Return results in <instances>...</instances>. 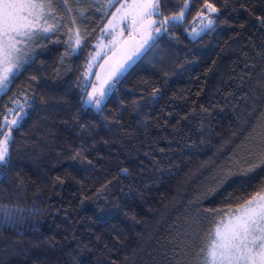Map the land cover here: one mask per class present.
Instances as JSON below:
<instances>
[{
    "label": "trees",
    "instance_id": "1",
    "mask_svg": "<svg viewBox=\"0 0 264 264\" xmlns=\"http://www.w3.org/2000/svg\"><path fill=\"white\" fill-rule=\"evenodd\" d=\"M72 1L53 0L60 27L0 92V117H24L0 166V264H202L218 211L264 186V0H160L183 22L99 109L82 77L102 19L73 53ZM206 3L214 22L190 37Z\"/></svg>",
    "mask_w": 264,
    "mask_h": 264
},
{
    "label": "snow or ice",
    "instance_id": "2",
    "mask_svg": "<svg viewBox=\"0 0 264 264\" xmlns=\"http://www.w3.org/2000/svg\"><path fill=\"white\" fill-rule=\"evenodd\" d=\"M59 2L67 6V0ZM118 2L119 0H109L108 6L114 7ZM188 8L189 4L183 3V9ZM129 10H135L133 24L141 25V42L132 55L112 70L107 79L102 80L97 76L99 85H92L91 93L85 92L88 99L84 103L97 109L114 87V82L109 81L113 77L118 79L127 72L131 66L128 61L135 63L133 56L138 59L147 55L154 46L156 36L162 34L161 29L166 31V25L183 22L185 15L184 10H181L178 14L165 16L160 7V0H148L145 3L121 5V8L117 9V13H123L119 19H125L129 15ZM52 11L53 0H0V92L7 90L21 67L22 48L19 45L28 43L37 36L55 34L60 27L58 24L54 26L48 23L47 17ZM204 11L214 13L218 10L206 3ZM153 16H159L161 19L154 20ZM115 19L117 16H113V20ZM260 19L264 23V18ZM72 23L75 24L74 17ZM112 23L110 20L109 27ZM212 23L213 21L209 19L208 25ZM156 24L160 27L153 29ZM153 31L156 36L153 35ZM69 39L74 40L76 47L72 48V52L75 53L82 42L79 29L71 33ZM88 83L90 84V81ZM12 111L8 109L9 113ZM20 111L23 112V108ZM23 119V116L12 120L0 117V137H3L0 141V166H7L10 163L7 145L12 140V129H18ZM221 212L223 215L215 222L206 247L200 250L202 253L206 252L207 264H264V186L235 209L219 210L217 214ZM8 215L0 208V216Z\"/></svg>",
    "mask_w": 264,
    "mask_h": 264
},
{
    "label": "rangeland",
    "instance_id": "3",
    "mask_svg": "<svg viewBox=\"0 0 264 264\" xmlns=\"http://www.w3.org/2000/svg\"><path fill=\"white\" fill-rule=\"evenodd\" d=\"M72 2V5L70 4L71 10H66L68 14L65 12L69 22H71V27L73 26V31L71 30V33H74L77 29H86V26L92 20H97V18L102 19L101 26L91 43L84 65L82 84L86 87V89H84L83 96V102H85L88 99L85 92L91 93L92 85H99V81H97L96 77L99 76L102 80L107 79L112 70L118 64L123 63L129 55H132L136 46L141 42V25L139 23L133 24L135 10H129V15L125 19H119V16L123 13H117V9H120L121 5L145 3L148 2V0H119L114 7L108 6L109 0H73ZM201 13H203V15H200ZM215 15L216 12L208 13L204 11L203 7L191 23L190 28L187 30L188 35L190 37L197 36L204 29L210 26L208 25L209 19L214 22ZM58 16L55 14V10L53 9L47 17L48 23L55 26V18H58ZM113 16H117V19L113 20ZM73 17L75 18V24L72 23ZM152 19L158 20L156 16H153ZM110 20L113 21L111 27H109ZM41 22L43 23V21ZM156 27H160V25H154L153 29ZM153 35L156 36L154 31ZM32 42L33 40L19 45V47L22 48L20 64L25 62L32 55L34 51ZM73 45L76 47L74 40ZM136 59L137 58L133 56V60ZM128 63L131 65L132 61H128ZM115 79L117 78L113 77L109 83H113ZM89 81L90 84L88 83ZM91 107L97 109L94 106ZM2 140L3 137L0 138V141ZM202 264H207L206 252L204 254Z\"/></svg>",
    "mask_w": 264,
    "mask_h": 264
}]
</instances>
